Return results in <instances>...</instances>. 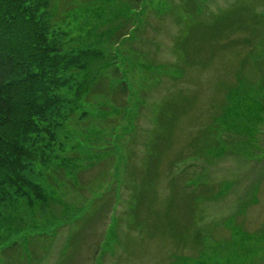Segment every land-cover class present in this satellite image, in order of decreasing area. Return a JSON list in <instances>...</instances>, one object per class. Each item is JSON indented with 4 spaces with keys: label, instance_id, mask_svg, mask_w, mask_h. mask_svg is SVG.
Masks as SVG:
<instances>
[{
    "label": "rangeland",
    "instance_id": "374dc122",
    "mask_svg": "<svg viewBox=\"0 0 264 264\" xmlns=\"http://www.w3.org/2000/svg\"><path fill=\"white\" fill-rule=\"evenodd\" d=\"M44 2L82 83L43 200L0 208V264H264V0Z\"/></svg>",
    "mask_w": 264,
    "mask_h": 264
},
{
    "label": "trees",
    "instance_id": "16d2710c",
    "mask_svg": "<svg viewBox=\"0 0 264 264\" xmlns=\"http://www.w3.org/2000/svg\"><path fill=\"white\" fill-rule=\"evenodd\" d=\"M44 3L0 0V208L17 195L30 207L43 200L44 191L39 182L30 180L29 172L60 127L66 104L63 92L70 89V80L82 83L71 78L84 65L78 67L77 58L63 53L47 32L41 11ZM239 11L224 12L207 26H236L240 31L246 26ZM212 35L210 32V40ZM196 39L194 36L193 41ZM119 88L125 91L124 80ZM15 245L13 242L8 248Z\"/></svg>",
    "mask_w": 264,
    "mask_h": 264
}]
</instances>
